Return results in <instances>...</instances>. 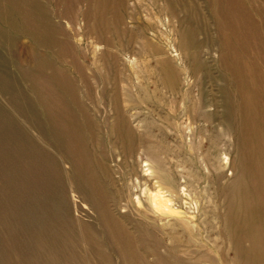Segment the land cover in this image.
<instances>
[{
	"label": "rangeland",
	"instance_id": "obj_1",
	"mask_svg": "<svg viewBox=\"0 0 264 264\" xmlns=\"http://www.w3.org/2000/svg\"><path fill=\"white\" fill-rule=\"evenodd\" d=\"M0 264H264V0H0Z\"/></svg>",
	"mask_w": 264,
	"mask_h": 264
}]
</instances>
